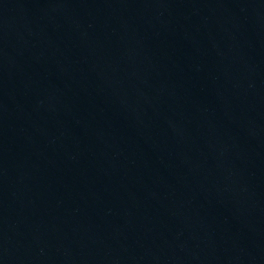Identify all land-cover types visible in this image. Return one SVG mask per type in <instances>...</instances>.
Returning a JSON list of instances; mask_svg holds the SVG:
<instances>
[{"label": "water", "instance_id": "1", "mask_svg": "<svg viewBox=\"0 0 264 264\" xmlns=\"http://www.w3.org/2000/svg\"><path fill=\"white\" fill-rule=\"evenodd\" d=\"M0 264H264V0H0Z\"/></svg>", "mask_w": 264, "mask_h": 264}]
</instances>
